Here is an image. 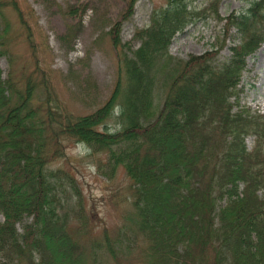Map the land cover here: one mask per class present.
<instances>
[{"label":"trees","instance_id":"16d2710c","mask_svg":"<svg viewBox=\"0 0 264 264\" xmlns=\"http://www.w3.org/2000/svg\"><path fill=\"white\" fill-rule=\"evenodd\" d=\"M192 1L165 0L135 32L139 46L116 50L113 90L89 114L59 117L48 92L34 104V88H44L0 70V264H118L129 251L142 264H264V116L240 104L238 88L264 39V0L226 18L224 32L234 28L238 42L221 64L216 51L186 61L168 53L176 34L210 15L212 4ZM54 8L71 21L72 7ZM118 23L114 48H122ZM5 39L1 32V56ZM63 139L84 146L109 181L127 180L119 236H90L75 179L54 167Z\"/></svg>","mask_w":264,"mask_h":264},{"label":"rangeland","instance_id":"374dc122","mask_svg":"<svg viewBox=\"0 0 264 264\" xmlns=\"http://www.w3.org/2000/svg\"><path fill=\"white\" fill-rule=\"evenodd\" d=\"M130 1L0 0L6 21V24L0 22V33L6 37L1 48L4 54L0 55L2 78L20 82L29 79L44 88H34L37 92L35 97L33 95L34 104L40 106L41 95L48 92L49 104L55 107L59 117L83 116L95 111L113 90L118 60L116 50L136 49L139 41L134 38L135 32L149 24L154 9L166 4L165 0H132V14L125 20ZM250 1L193 0L194 9L202 10L212 4L208 8L210 15L176 34L168 46L169 55L178 61H186L190 56L216 51L217 64L227 61L231 56L229 49L237 44L238 35L234 28L225 34L226 18L245 11ZM12 4L18 6L20 14L12 9ZM54 5L63 10L72 7L71 21L63 18ZM115 23H121L116 28L122 48H114L111 42ZM239 81L243 88L240 104L264 114V42L247 59L246 70ZM155 97L158 98L157 92ZM107 127L110 130L116 128L113 122ZM63 140L64 155L56 160L54 167H61L75 179L81 194L80 202L86 209V229L90 236L100 239L104 229L112 232L110 235L119 236L127 225L126 216L130 211L129 201H125L127 180L119 174L109 181L97 170V158L84 146ZM245 144L250 150L254 138L247 136ZM88 213L93 216L89 217ZM2 220L0 215V222ZM25 223L27 221L17 226L19 231ZM137 257L136 251H129L119 257L117 263L142 264L141 259L136 263Z\"/></svg>","mask_w":264,"mask_h":264}]
</instances>
